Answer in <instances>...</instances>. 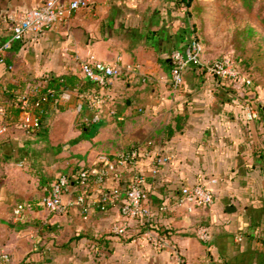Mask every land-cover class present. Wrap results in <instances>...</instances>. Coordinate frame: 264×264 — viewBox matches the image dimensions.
Wrapping results in <instances>:
<instances>
[{
    "label": "crops",
    "instance_id": "0c3cea01",
    "mask_svg": "<svg viewBox=\"0 0 264 264\" xmlns=\"http://www.w3.org/2000/svg\"><path fill=\"white\" fill-rule=\"evenodd\" d=\"M89 1V9L70 13L57 28L9 42V17L44 0H0V47L6 45L0 84L16 87L0 89L2 102L32 93L48 77L79 78L60 99L64 109L52 107L45 133L26 130L33 112L0 133V264H264V125L248 115L250 106L258 110V97L250 84L224 80L204 66L187 67L184 85L174 88L170 60L172 51L199 37L205 62H213L222 50L215 34L227 27L224 17L249 20L260 30L264 0L248 8V0ZM85 61L118 64L122 74L96 84L80 72ZM94 96L103 101L98 110ZM4 121L0 105V125ZM134 147L140 149L135 166L104 188L144 175L143 204L162 246L139 236L138 221L124 235L112 232L125 192L102 210L100 188L75 182L102 157ZM156 155L163 158L158 164ZM61 174L74 184L64 195L66 212L57 215L42 201ZM198 184L211 190L213 205L178 204L182 189ZM81 194L88 211L77 202ZM202 223L211 228L209 242L198 237Z\"/></svg>",
    "mask_w": 264,
    "mask_h": 264
},
{
    "label": "built area",
    "instance_id": "2783aa9c",
    "mask_svg": "<svg viewBox=\"0 0 264 264\" xmlns=\"http://www.w3.org/2000/svg\"><path fill=\"white\" fill-rule=\"evenodd\" d=\"M90 7L91 3L89 0H44L37 8L9 17L12 31L9 42L19 41L30 32L40 34L55 29L66 21L70 13L79 9H89ZM5 46L0 47V55ZM205 52V43L199 37L192 39L184 51H172L170 60L172 62L171 77L174 88H181L184 85V72L187 67L193 65L204 66L210 73L233 83L251 84L249 75L237 67L232 56L223 55L213 62L206 63ZM0 60L3 61V58L1 57ZM80 72L96 84L104 86L111 78L120 76L122 69L118 64L85 61L80 65ZM33 93H35V89L30 94ZM102 103L103 101L97 96L91 99L92 106L97 108V110ZM34 106H38V103L31 106L28 98H25L22 108L27 111L24 114L31 113L30 108ZM79 108H81V105H79ZM110 109L111 114H115V110L113 108ZM248 115L251 119L256 118V109L250 106ZM98 116L99 112H96L95 117L97 118ZM24 126L26 129L35 130L40 126L39 119L35 115L34 120L30 123H24ZM7 129L6 125H0V133L6 132ZM139 156L140 149L136 147L115 156H104L96 165L79 172L76 178L77 185H97L101 191L100 202L103 205L101 209L106 210L109 206L116 204L122 194L120 186L111 190L104 188L106 180L109 178L121 179L122 170L125 167L135 166ZM162 159L160 155H156L154 158L156 164L160 163ZM154 172H156V169ZM145 182L146 177L144 175L136 174L126 187L125 201L121 206V221L113 226L112 232L117 235H124L129 230L131 222L138 221L141 228L139 236L156 246H162L164 237L152 231L147 224L150 219V209L143 204L146 198V191L143 188ZM73 184L74 181L70 175L62 174L59 176L52 183L48 195L42 201V205L51 213L57 215L65 213L64 195ZM77 202L82 206L83 211H88L85 195H79ZM183 203H189L190 208L207 209L213 205L214 197L207 186L198 184L182 189L178 204L181 205ZM22 209L23 205H19L16 212L19 214ZM197 234L203 242H209L212 238L211 228L207 224L198 225ZM5 258L7 259V256Z\"/></svg>",
    "mask_w": 264,
    "mask_h": 264
},
{
    "label": "trees",
    "instance_id": "16d2710c",
    "mask_svg": "<svg viewBox=\"0 0 264 264\" xmlns=\"http://www.w3.org/2000/svg\"><path fill=\"white\" fill-rule=\"evenodd\" d=\"M191 0H182L184 4L189 5ZM246 1V0H245ZM254 0L246 1V7L248 8ZM248 10V9H247ZM260 18L264 21V15L260 14ZM241 33L246 34L247 37L251 38V45L247 48L246 56L234 58L237 67L247 73L250 70H259L261 73L264 70V35L258 30L249 20L245 22L242 27ZM198 67V66H192ZM250 77V76H249ZM79 78L73 74H64L57 77H48L46 84H39L35 87V93L33 94H12L10 102H2L0 99V105L4 107L5 124L7 127L13 124H22V115L25 113V109L22 108L23 100L28 98L29 105H34L38 103V106H34L31 109L37 118L39 119L40 126L33 129H26L29 133H45V125L47 119L50 117L52 112V107L55 109L63 110L64 107L60 104V99L62 95L68 91L76 88V83ZM4 90L5 93H12V90L16 87L13 85L1 86L0 89ZM260 117L259 121L264 122V110L259 109ZM264 125V123H263ZM138 148V147H136ZM139 149V148H138ZM77 184V181H76ZM121 186L122 191L125 192L126 187ZM121 199V197H120ZM119 199V200H120ZM118 200V201H119ZM123 201V200H122ZM124 203V202H123ZM88 205V204H86ZM102 203H99V208H102ZM148 226L151 228V221L147 222Z\"/></svg>",
    "mask_w": 264,
    "mask_h": 264
},
{
    "label": "rangeland",
    "instance_id": "374dc122",
    "mask_svg": "<svg viewBox=\"0 0 264 264\" xmlns=\"http://www.w3.org/2000/svg\"><path fill=\"white\" fill-rule=\"evenodd\" d=\"M245 22L246 21L236 19L231 15H229V17L226 16L224 17V22H223L224 24L222 26L224 27L227 25V27L223 28L224 30L222 34H218V35L215 34V38H216L215 40L218 46L222 47V50L218 52V54L216 55L217 58L223 55H230L234 58L241 57L243 55L246 56L248 50L247 48H249V46L251 45V41H250L251 38L247 37L246 34L241 33L242 27L245 25ZM258 28L261 30V32L264 35V21L261 18ZM255 70H250L246 74L250 76L251 78L250 86L253 89V91L256 93V96L258 97V100L256 102V106L258 109L257 117H260L259 109L264 110V70L261 73L259 72L258 69L257 71ZM263 136H264V129H263Z\"/></svg>",
    "mask_w": 264,
    "mask_h": 264
}]
</instances>
